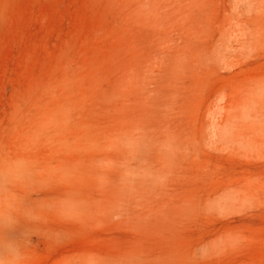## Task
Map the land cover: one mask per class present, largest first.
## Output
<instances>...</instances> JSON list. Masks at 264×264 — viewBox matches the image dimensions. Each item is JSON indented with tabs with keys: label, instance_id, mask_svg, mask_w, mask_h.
Masks as SVG:
<instances>
[{
	"label": "rangeland",
	"instance_id": "374dc122",
	"mask_svg": "<svg viewBox=\"0 0 264 264\" xmlns=\"http://www.w3.org/2000/svg\"><path fill=\"white\" fill-rule=\"evenodd\" d=\"M0 264H264V0H0Z\"/></svg>",
	"mask_w": 264,
	"mask_h": 264
},
{
	"label": "bare ground",
	"instance_id": "6f19581e",
	"mask_svg": "<svg viewBox=\"0 0 264 264\" xmlns=\"http://www.w3.org/2000/svg\"><path fill=\"white\" fill-rule=\"evenodd\" d=\"M260 8H261V7H260ZM257 10H258V9H257ZM229 34H230V33H229ZM221 35H222V34H221ZM221 35H220V36H221ZM219 38H220V37H219ZM177 40H178V38H177ZM247 41H248V40H247ZM228 42H229V41H228ZM216 43H217V42H216ZM221 46H222V45H221ZM201 52H202V51H201ZM205 53H206V52H205ZM25 173H26V172H25ZM20 176H21V175H20Z\"/></svg>",
	"mask_w": 264,
	"mask_h": 264
}]
</instances>
